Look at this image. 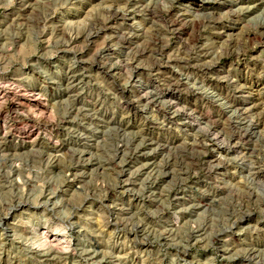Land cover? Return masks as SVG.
I'll use <instances>...</instances> for the list:
<instances>
[{
  "label": "rangeland",
  "instance_id": "obj_1",
  "mask_svg": "<svg viewBox=\"0 0 264 264\" xmlns=\"http://www.w3.org/2000/svg\"><path fill=\"white\" fill-rule=\"evenodd\" d=\"M0 264H264V0H0Z\"/></svg>",
  "mask_w": 264,
  "mask_h": 264
}]
</instances>
